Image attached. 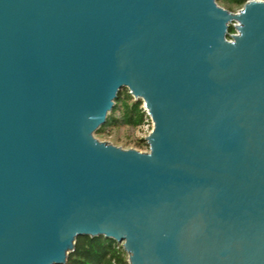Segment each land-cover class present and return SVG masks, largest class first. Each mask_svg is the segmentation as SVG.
<instances>
[{"label":"water","instance_id":"obj_1","mask_svg":"<svg viewBox=\"0 0 264 264\" xmlns=\"http://www.w3.org/2000/svg\"><path fill=\"white\" fill-rule=\"evenodd\" d=\"M124 88L149 151L96 137ZM79 236L264 264V0H0V264H66Z\"/></svg>","mask_w":264,"mask_h":264},{"label":"trees","instance_id":"obj_2","mask_svg":"<svg viewBox=\"0 0 264 264\" xmlns=\"http://www.w3.org/2000/svg\"><path fill=\"white\" fill-rule=\"evenodd\" d=\"M227 1L242 6L246 2V0ZM229 32L235 33L233 25L230 26ZM146 115L143 100L135 99L129 90L124 88L119 92L114 109L109 113L106 124L96 132V135L111 134L113 130L121 128L140 129ZM134 142L136 148L142 150L149 148L145 138H136ZM66 264H129V262L122 244L114 239L104 236H79Z\"/></svg>","mask_w":264,"mask_h":264},{"label":"rangeland","instance_id":"obj_3","mask_svg":"<svg viewBox=\"0 0 264 264\" xmlns=\"http://www.w3.org/2000/svg\"><path fill=\"white\" fill-rule=\"evenodd\" d=\"M218 4L228 10L231 9V11L233 12L242 8V5H235L228 2L227 0H218ZM142 133H143L142 129L139 128L135 130L128 128H121V129L113 130L111 134H101V135H96V137L101 141L111 142L117 146L127 149V148H136L134 139L140 138Z\"/></svg>","mask_w":264,"mask_h":264},{"label":"built area","instance_id":"obj_4","mask_svg":"<svg viewBox=\"0 0 264 264\" xmlns=\"http://www.w3.org/2000/svg\"><path fill=\"white\" fill-rule=\"evenodd\" d=\"M146 113H147V111H146ZM153 126H154L153 120L150 117V115L147 113L145 121L140 127V129H142V131H143V133L141 134V138H145L146 139L147 135L152 131ZM141 151H149V148L145 149V150H141Z\"/></svg>","mask_w":264,"mask_h":264}]
</instances>
